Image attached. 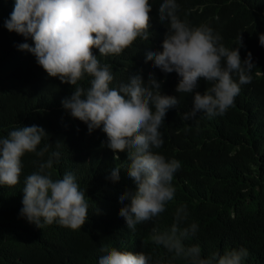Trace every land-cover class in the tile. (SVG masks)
Masks as SVG:
<instances>
[{
	"label": "clouds",
	"instance_id": "9594fccd",
	"mask_svg": "<svg viewBox=\"0 0 264 264\" xmlns=\"http://www.w3.org/2000/svg\"><path fill=\"white\" fill-rule=\"evenodd\" d=\"M0 0V32L6 29L31 39L16 45L36 58L49 78H58L63 95L62 108L83 122L88 133L100 129L107 136L106 147L116 153L126 152L127 159L113 167L106 179L116 183L121 169L135 185V190L119 196L123 205L118 215L128 229L155 222L166 206L174 200V174L181 163L167 160L153 149L162 147L159 131L169 109H177L176 96L162 94V83H174L179 77L176 92L185 94L193 102L185 120L203 113L207 117L224 115L234 105L244 84L251 82L253 52L238 35V44L228 45L224 37L227 16L235 15L241 4L225 0L229 6L220 13L214 10L217 0H207L195 10L179 11L177 0ZM158 15L161 24H167L163 41L150 43L141 57L142 67L127 69L122 61L112 65L107 56L121 55L138 40L147 41L151 19ZM201 14L198 23L192 15ZM255 34V47H264V34ZM162 45V50H160ZM98 49L101 60L94 55ZM247 56L241 59V56ZM124 71V72H123ZM122 72V73H121ZM132 72L111 87L119 74ZM174 72V73H173ZM236 74V76H233ZM258 76L262 73H258ZM204 79L210 87L199 88ZM89 83L87 88L79 82ZM175 85V84H174ZM168 86V85H167ZM169 88V86L167 87ZM191 108V106H189ZM49 137L43 127L18 126L6 137H0V186L14 187L20 183L25 154H34L36 171L23 180V207L20 217L38 229L58 223L71 230L81 229L88 217V202L76 176L65 172L53 179L54 163L60 152L50 151L52 145L39 148ZM57 141L55 146L60 147ZM125 201L130 203L124 204ZM187 205L175 208L169 229L153 226L150 239L181 264H244L249 256L247 248H225L204 255L198 244L186 243L198 232V224L186 223ZM98 264H150L152 257L143 251L133 253L102 245Z\"/></svg>",
	"mask_w": 264,
	"mask_h": 264
},
{
	"label": "trees",
	"instance_id": "16d2710c",
	"mask_svg": "<svg viewBox=\"0 0 264 264\" xmlns=\"http://www.w3.org/2000/svg\"><path fill=\"white\" fill-rule=\"evenodd\" d=\"M206 1L177 3L179 11L184 12ZM237 1L241 9L224 18V37L228 45L238 44L241 34L253 52L251 82L242 85L234 105L224 115L210 118L200 113L189 120L183 114L192 110L193 102L176 92L177 74L173 72L175 83H167V79L162 83L166 89L162 94L170 92L180 103L177 109L168 110L159 129L164 143L153 151L167 160H178L181 167L174 174V200L155 222L137 225L135 231L128 229L118 215L123 206L119 196L135 190L133 181L123 168L118 182L106 179L113 167L125 163L127 153H116L120 160H114L113 151L106 147V134L100 129L89 134L83 122L62 108L61 100L70 96L73 88L64 84L71 94L63 95L65 88L56 84L59 79L49 78L38 64L31 63H36L31 53L18 50L16 45L20 43L34 46L31 39L25 41L7 29L4 34L0 32V137L18 126L43 127L49 137L38 149L51 144L50 151L60 152L59 161L50 170L52 178L74 173L89 205L87 221L77 230L58 223L38 229L20 217L23 180L36 171L33 161L38 159L34 154H25L20 183L0 186V264H98L102 245L134 254L143 251L152 257L150 264H181L150 239L153 226L161 230L171 227L174 210L181 204L187 205L186 223L199 226L186 243L198 244L204 255L244 247L249 251L244 264H264V47H255V34H264V0ZM228 6L225 0H217L214 10L220 13ZM154 16L156 21L151 19L147 41L138 40L121 55L107 56L105 61L112 65L122 61L124 71L142 67L143 51L155 40L163 41L167 32L168 25L159 22L157 12ZM200 19L201 14L192 15L190 20L198 23ZM93 53L103 63L99 50L93 49ZM240 56L242 60L247 57ZM121 73L111 87H119L117 82L126 75L136 74ZM79 83L89 86L83 80ZM210 86L204 79L199 81V88ZM57 141L62 142L59 148L55 146Z\"/></svg>",
	"mask_w": 264,
	"mask_h": 264
}]
</instances>
